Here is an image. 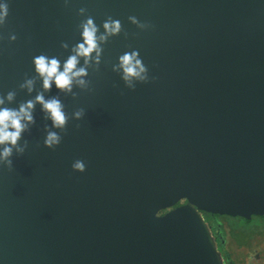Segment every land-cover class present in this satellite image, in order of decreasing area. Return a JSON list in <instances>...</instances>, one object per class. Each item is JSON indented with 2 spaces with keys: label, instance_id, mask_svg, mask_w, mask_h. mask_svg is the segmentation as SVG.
Instances as JSON below:
<instances>
[{
  "label": "water",
  "instance_id": "95a60500",
  "mask_svg": "<svg viewBox=\"0 0 264 264\" xmlns=\"http://www.w3.org/2000/svg\"><path fill=\"white\" fill-rule=\"evenodd\" d=\"M4 4L0 107L33 101L34 122L0 160V264H225L202 212L264 217V0ZM88 18L99 62L78 57L87 75L45 90L34 58L63 71ZM109 18L120 31L101 41ZM133 52L145 71L125 80ZM40 94L60 101L63 127Z\"/></svg>",
  "mask_w": 264,
  "mask_h": 264
},
{
  "label": "clouds",
  "instance_id": "9594fccd",
  "mask_svg": "<svg viewBox=\"0 0 264 264\" xmlns=\"http://www.w3.org/2000/svg\"><path fill=\"white\" fill-rule=\"evenodd\" d=\"M80 13L85 12L84 8H81ZM7 16V5H0V24H3ZM133 23L136 22L134 17H130ZM83 42L79 43L74 49L75 55L70 56L63 66V71H60V62L56 58L49 59L44 55H40L34 58V65L36 72L43 79V87L45 90L49 89L54 82L56 87L70 92L73 79H77L87 75L85 68L77 69L78 57H84L85 63L88 62L91 54L96 53L97 62H99V56L102 51L97 43V31L98 28L95 25L92 18H88L85 23L81 25ZM103 27L107 35L99 37L101 41L107 39L108 35H114L119 33L121 25L118 20L114 21L109 18L104 22ZM11 39H15L13 35ZM67 47L66 44L63 45ZM138 53L133 52L131 54H124L120 57V65L123 67L125 73V80L129 77L139 76L145 69L141 64V61L137 59ZM139 68V72L137 71ZM78 83L83 85L85 81L78 79ZM32 80L25 81V84L21 87H27L29 91L32 90ZM14 92H8L7 99L11 101L14 98ZM35 102L40 103L43 109L47 111L51 119L53 120L54 127H63L66 123V117L62 111V105L58 99L45 100L42 94L37 95ZM4 104V99L0 98V105ZM34 108V102L28 101L25 104H21L19 109H11L7 107H0V145H11L12 147L5 146L3 151L0 152V160L6 161L9 165L11 161L8 159L12 155V148L17 146V142L21 137V133L27 128L29 123H33L32 109ZM80 112L76 113L79 117ZM60 143V137L54 133L49 132L45 140V144L48 147ZM23 151V149H17ZM74 169L83 171L84 163L82 161H76L73 165Z\"/></svg>",
  "mask_w": 264,
  "mask_h": 264
},
{
  "label": "flooded vegetation",
  "instance_id": "af4514ba",
  "mask_svg": "<svg viewBox=\"0 0 264 264\" xmlns=\"http://www.w3.org/2000/svg\"><path fill=\"white\" fill-rule=\"evenodd\" d=\"M183 203L185 202L179 203L177 206ZM202 215L212 229L225 264H264V235L252 241L250 245L236 247L230 252L229 239L227 238L222 222L219 220V217L223 216L207 212H202ZM220 227H223L222 233L219 232Z\"/></svg>",
  "mask_w": 264,
  "mask_h": 264
},
{
  "label": "rangeland",
  "instance_id": "374dc122",
  "mask_svg": "<svg viewBox=\"0 0 264 264\" xmlns=\"http://www.w3.org/2000/svg\"><path fill=\"white\" fill-rule=\"evenodd\" d=\"M219 220L229 239L230 252L236 247L248 246L252 241L264 235V220L261 217L254 216L250 220H245L240 217L223 216L219 217ZM222 228L220 227V233H222Z\"/></svg>",
  "mask_w": 264,
  "mask_h": 264
},
{
  "label": "trees",
  "instance_id": "16d2710c",
  "mask_svg": "<svg viewBox=\"0 0 264 264\" xmlns=\"http://www.w3.org/2000/svg\"><path fill=\"white\" fill-rule=\"evenodd\" d=\"M263 220H264V218H262ZM235 258H237L236 256H235Z\"/></svg>",
  "mask_w": 264,
  "mask_h": 264
}]
</instances>
